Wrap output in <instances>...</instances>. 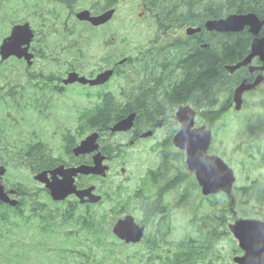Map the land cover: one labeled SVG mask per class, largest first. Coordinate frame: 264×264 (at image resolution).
Returning a JSON list of instances; mask_svg holds the SVG:
<instances>
[{
  "label": "flooded vegetation",
  "instance_id": "obj_1",
  "mask_svg": "<svg viewBox=\"0 0 264 264\" xmlns=\"http://www.w3.org/2000/svg\"><path fill=\"white\" fill-rule=\"evenodd\" d=\"M64 1L63 5H58L60 12L63 11V18L55 9H37L38 24L31 45V53L34 55L33 74L15 77L19 106L11 108L17 111L15 117L8 116L7 111L0 114V146H23L24 142L31 144L32 147L25 153L21 150L18 157L23 166L34 175L48 172L51 181L71 179L68 172L71 169L94 166L97 154L104 157V165L108 167V171L106 177L81 173L72 177L77 191L93 188L92 198L84 196L80 199L76 194H71L63 201H55L47 190L46 202H38L36 206L46 210L52 220H63L66 215L76 216L80 213L86 227H100L112 222L114 225L131 215L145 229V258H179L177 261L180 263V257L184 255L185 237L190 242L186 249L191 251L194 258H201L208 249H215V242H230V225L243 216L234 212L232 219L216 218L211 213L207 217L198 218L197 210L200 204H207L214 209L221 200L231 201L233 196L223 193L206 196L198 186L194 174H188L189 177L185 180L186 153L175 144V139L182 129L181 120L188 115L179 116L182 109L191 108V111H195L194 129L204 125L216 134L220 127L225 126L220 121L224 112L233 108V97L223 107L198 109L199 93L184 94L180 90L183 81L189 76L184 71V66L189 63L170 55L175 50L173 44H167L172 39L170 36L163 43L161 63L157 65L152 58L146 63L148 57L156 56V51L145 52L140 49L135 50L129 63L120 64L113 48L117 37L112 35L111 42L105 44L106 53L98 58L99 66L86 71L83 64L86 50L81 44L72 42L68 26L70 1ZM49 17H53L52 24L46 21ZM175 31L185 32L182 29ZM216 35L215 32L201 31L193 36L195 42L190 44H194L196 50L191 52L192 57L188 60L192 61L191 64L199 59L200 49L213 52L216 45L226 49L243 47V61L249 56L248 47L254 37L248 33V29L243 31V35L231 37L229 34L231 42L226 43L216 42ZM144 63L146 67H143ZM170 64L175 66L171 67ZM108 70L113 71V75L103 85L66 83L71 73H78L92 80ZM170 76L171 81L180 85L177 91L168 92L173 100L165 103L163 112L159 115H141L139 105L135 106L139 97L151 91L150 89L159 90L162 84L169 81ZM259 77L264 78V63L257 57L243 67V82L252 84ZM30 86L36 91L26 98L23 88ZM7 87V83L1 86L6 98ZM260 92L264 93V80L259 87L248 93ZM162 95L161 98L165 99ZM119 114L123 116L119 117ZM129 116H134L130 130L111 131L117 122ZM29 123L32 124L31 130L25 128ZM93 134L97 135L96 151L77 154V147ZM37 146H41L42 150L33 154V149ZM3 153L0 163L4 162L2 159L7 152ZM58 168L60 170L53 175ZM4 186L7 192L16 191L11 197L18 199L19 204L23 202L22 191L9 188L6 183ZM40 188L45 189L42 185ZM96 199V203L91 202ZM39 210L37 208L35 213ZM104 211L109 212L106 222L103 218ZM191 211L193 214L190 215V221L187 220V225L192 230L184 234V214H190ZM237 252L243 254L241 249Z\"/></svg>",
  "mask_w": 264,
  "mask_h": 264
},
{
  "label": "rangeland",
  "instance_id": "obj_2",
  "mask_svg": "<svg viewBox=\"0 0 264 264\" xmlns=\"http://www.w3.org/2000/svg\"><path fill=\"white\" fill-rule=\"evenodd\" d=\"M81 5L98 6L99 9L105 8L102 0H81ZM2 0H0V6ZM4 11V6L3 10ZM143 12L142 16L139 14ZM23 16V13H21ZM82 25V24H78ZM0 40L10 32V24L3 20L1 21ZM84 26V25H82ZM78 33L83 32V28L77 29ZM84 33V32H83ZM115 34L117 42L114 45L119 60L125 56H131L138 48H146L149 43L158 38L161 32L152 17L148 12L146 0H123V3L118 7L116 19L112 24L95 30L92 35L83 34V49L88 51L86 58H83V64L86 71L95 69L99 62V56L106 53L107 42H111V36ZM143 45V47H141ZM102 58H100L101 60ZM99 66V65H98ZM21 71V65L16 61H10L8 64L0 67V86L7 81L8 85L14 84L15 77ZM33 71V69H32ZM8 96L4 104L0 106L7 108H16L19 106L18 99L11 96L15 93L14 90L8 87ZM32 89L27 88L23 91L26 98L31 96ZM217 94V95H216ZM216 99L220 97V93H215L212 97ZM224 97V94L222 95ZM25 98V99H26ZM225 98H221L217 105H220ZM245 115L243 122L240 117L229 116L223 123H227L218 132V135L212 143L216 152L221 153L225 157V161L233 165V169L237 176L236 191L234 193L235 211L239 216L246 218H256L264 221V94H259L255 98L247 97L245 102ZM242 122V124H239ZM235 124V126H232ZM239 124V125H238ZM37 126H35L36 128ZM26 129H31L32 124L25 126ZM212 148V146H211ZM212 152V151H211ZM11 165L10 172L5 175L6 182L11 185L23 184L26 187L39 188V184L35 183L29 174L19 168L14 161H9ZM34 200V197H30ZM224 215L218 213L223 211ZM232 209L228 200H221L217 208H211L209 205H201L197 210V215L215 214V217H232ZM190 214H184V234L191 231L192 228L187 225V220L190 221ZM73 227V226H72ZM66 226H57L54 230L43 233L40 230L37 219H31L22 227L16 230V234L11 237L16 238L19 242L9 241L3 244L4 248L0 249V264H16L15 260L17 252L20 254V264H79L80 260L77 257L68 254V250L82 248L87 253L91 254V258L96 264H107L104 252L96 249V246L89 241L86 243L89 247L94 248L92 252L86 245H80L79 242L84 240V235L80 233V237L69 243L65 236L68 230ZM24 234H20L21 230ZM84 242V241H83ZM3 244H0L2 247ZM14 246L15 248H11ZM218 253L210 255L204 261H199L196 264H233L235 252L239 249L238 243L230 238L228 241L221 242L218 246ZM126 251L144 253L145 247H134ZM84 256L83 253L79 254ZM5 258V259H4ZM143 259L140 256L136 258ZM136 259L127 260L125 257L124 264H161L159 261H143L139 262ZM90 261L86 264H94Z\"/></svg>",
  "mask_w": 264,
  "mask_h": 264
},
{
  "label": "trees",
  "instance_id": "obj_3",
  "mask_svg": "<svg viewBox=\"0 0 264 264\" xmlns=\"http://www.w3.org/2000/svg\"><path fill=\"white\" fill-rule=\"evenodd\" d=\"M106 3L107 6H114L118 1L113 0H102ZM120 1V0H119ZM264 5V0H260ZM81 1L72 3V12H78L83 9V5L80 4ZM148 7H150L153 13L157 14L158 22H162L161 26L167 28L172 25H178V27H188V26H203V24L210 19H216L223 16H226L230 13L240 12L243 13V0H146ZM92 9H99L98 6L92 7ZM163 20V21H162ZM165 20V23H164ZM172 22V23H171ZM195 48V47H194ZM193 49H188L186 45H180L175 48L174 53L170 55L179 57L180 60H187L186 66H184V71L189 74V76L183 81V85L180 86L178 83L169 81L166 84H162L159 87V90L150 89L146 94L139 97L138 104L135 106L139 107L141 115H147L153 117L159 115L163 112V107L165 103L173 100L172 95L170 96V91H177L180 86V90L185 93H199L200 105L208 104L210 99L215 93H224L228 89L229 76L224 70L225 64H231L243 57V47L239 49L238 46H235L231 49L223 48L222 46L216 45L213 48V52L207 50L199 51V59L195 60L193 64L188 61L192 56L191 52H194ZM196 50V48H195ZM160 60V59H159ZM176 61V59L174 60ZM175 84V85H174ZM178 85V86H177ZM164 92V93H163ZM203 93L205 95H203ZM164 95L161 98V95ZM162 95V96H163ZM182 94H178L180 97ZM217 95V94H216ZM171 99V100H170ZM107 115H105L106 117ZM123 114H119V117H122ZM108 118V117H107ZM106 118V119H107ZM22 191L24 189L21 187ZM10 218L9 208H6L0 203V241L5 239L8 234L4 232V226H7L8 220ZM10 221V220H9ZM48 218L45 216L42 220L44 227L43 233H48L50 227L47 226ZM74 221L73 218H66L65 223H70ZM107 227H104V232L100 234L95 233L97 244L105 245V250L109 251L113 257H106L105 260L107 264H124L125 258H119L114 243L110 241L109 233L107 232ZM185 245V244H184ZM69 255L77 257L80 260V263L83 262V258H80L78 251L76 249H71L67 251ZM180 263L177 260L179 259H162V264H193L194 257H192L191 252H187L186 248L184 255ZM132 258H127L130 260ZM137 261L143 262L144 259H138ZM103 264V261H102Z\"/></svg>",
  "mask_w": 264,
  "mask_h": 264
},
{
  "label": "water",
  "instance_id": "obj_4",
  "mask_svg": "<svg viewBox=\"0 0 264 264\" xmlns=\"http://www.w3.org/2000/svg\"><path fill=\"white\" fill-rule=\"evenodd\" d=\"M113 16V11L107 12L99 18H90L89 12H82L78 15L80 20H88L93 23V25H101L109 21ZM251 18L257 20L255 16L246 17L243 15H232L226 19L209 21L206 23V28L209 31H218V32H236L243 29V26L248 24L247 20ZM201 29L189 28L187 33L189 35L194 34ZM33 32L29 27L17 26L14 28L11 37L4 41L1 46V55L3 60H7L12 56H16L19 59L25 58L29 66L33 65V55L29 53L30 44L33 39ZM259 54L264 58V43L261 44V49L254 45L253 54ZM246 63V62H245ZM243 66V62L234 67H228V70L233 72L237 68ZM111 75V72H105L97 80L92 81L93 84H99L106 82ZM78 80L77 74H72L70 81ZM81 82L86 83V79H80ZM258 82L254 84L256 86ZM249 86L242 84L236 91L235 101L237 103V108L241 107L242 104V94L245 89H249ZM130 119H126L120 122L114 129L125 130L127 129L126 124ZM192 120V117H190ZM192 124V121H191ZM188 127L187 129H190ZM204 130H201L203 132ZM186 143L189 146L188 148V162L191 166V169L196 170L197 177L200 182V185L203 186L205 193L215 191L219 192L221 190L230 193L232 191L233 184L235 182L233 171L229 169L220 159L217 157L209 158L207 156V150L209 148V143L211 139L210 132L200 134V142L195 146L192 144V140L188 137L185 138ZM207 141H202L206 140ZM96 136L89 137L82 145L77 149L82 153H89L96 149L94 144ZM102 158L95 157V166L91 169L86 170L85 168H80L77 170H72V174L81 172V173H99L102 172ZM5 168L0 167V177L5 174ZM36 180H39L43 183H47V187L51 190L52 196L55 200H63L75 191L73 186V180L67 185L65 182L61 183H50L47 175L45 173L36 176ZM0 200L4 202H10L12 205H16V201H10L8 196L4 192L3 186L0 184ZM134 225L131 222H126L123 225H119L116 228L122 237L126 238L128 241L136 242L140 239L142 233L139 232L135 234L132 232ZM122 231V232H120ZM232 231L235 233L236 237L239 239L240 246L245 251L243 257L237 258L235 261L237 264H264V221L254 220V219H243L237 221L232 226Z\"/></svg>",
  "mask_w": 264,
  "mask_h": 264
}]
</instances>
